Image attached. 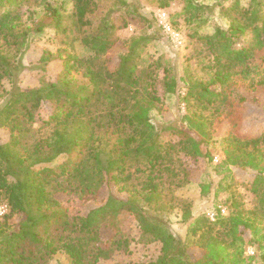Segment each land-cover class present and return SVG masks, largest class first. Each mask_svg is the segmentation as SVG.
<instances>
[{"label": "trees", "instance_id": "trees-1", "mask_svg": "<svg viewBox=\"0 0 264 264\" xmlns=\"http://www.w3.org/2000/svg\"><path fill=\"white\" fill-rule=\"evenodd\" d=\"M100 1L0 0V128L7 133L0 142V205H6L0 264H53L59 253L69 264H100L130 253L134 242L159 244L157 256L111 264L264 260V118L251 123L254 131L243 129L254 119L245 112L247 103L262 101L264 89V0H178L194 51L204 55L205 77L186 74L181 86L164 68L162 97L155 86L160 62H142L148 44L163 37L160 27L120 40L117 31L127 16L148 27L152 20L128 0H114L115 8L96 14ZM171 1L154 0L159 8ZM113 9L125 10L121 23L113 20ZM216 9L226 23L205 31ZM46 29L54 36L52 46L39 49L38 82L22 86L30 37ZM75 43L83 54L73 51ZM52 63L60 68L49 78ZM183 87L186 113L154 120L151 111L166 110L163 98L180 99ZM45 106L49 110L41 114ZM217 125L224 127L221 135ZM218 137L221 180L230 178L256 203L247 209L231 192L229 204H217L210 220L176 192L193 182L200 196L208 192L212 181L192 180L183 156L211 163L210 145ZM234 171L250 178L237 179ZM104 188L106 195L96 201ZM221 188L219 180L215 194ZM61 197L80 201L84 212L69 210ZM177 212L188 222L185 238L171 230L169 214ZM248 246L253 254L246 253Z\"/></svg>", "mask_w": 264, "mask_h": 264}, {"label": "rangeland", "instance_id": "rangeland-1", "mask_svg": "<svg viewBox=\"0 0 264 264\" xmlns=\"http://www.w3.org/2000/svg\"><path fill=\"white\" fill-rule=\"evenodd\" d=\"M130 2L138 3V10L140 13L144 14L149 20H152V27H148V23L141 22L137 17L127 16V24L123 26L121 29L117 31V36L121 39H127L131 36H138L143 33H152L154 28L158 25L154 22L153 18H155V13L158 9H164L168 14L169 21L171 22L175 32L178 34V39L174 37H169L165 34L161 29L159 32L163 33V37L161 40L152 41L148 44L142 54V62L143 64H147L156 59L160 62L158 69L155 70V86L157 90V94L162 97L163 95V69L168 68L171 69V72L176 75L179 79V83L181 86L184 85V78L186 74H190L193 77L201 78L205 77V70L202 67L201 60L204 58L203 54H196L194 51L195 39L190 37L191 28L185 24L183 17L180 12L182 9V4L178 0H173L166 8H159L154 2V0H128ZM205 2H211V0H204ZM114 0H101L99 3V7L96 10V14L105 13L107 10H112ZM66 7H70V2H66ZM115 8V7H114ZM28 10L27 7H24V10ZM218 9H216V15L209 23V25L204 29L205 31H212L213 27L216 24H224L226 23L224 18H221L218 14ZM125 10H116L113 9L111 11V16L116 23H121V20L124 16ZM153 14V16H152ZM27 16V11L25 12V17ZM156 21V20H155ZM54 36V33L51 29H46L41 34L31 35L30 37V45L26 49L22 57L23 69L20 72V79L22 86H34L38 82V77L41 72L38 68H35V61L37 55L39 53V49L41 46L50 45L49 39ZM116 45V49L121 45V41ZM35 44V45H34ZM52 46V45H50ZM73 51L78 54H83L84 51L78 45V43L74 44ZM205 60V59H204ZM60 68V65L56 63L50 64L48 70L46 72L47 77H54L55 73ZM185 88H181L180 91V99L176 95L167 96L163 98L164 105L167 107L166 110L162 112L157 109H153L151 111V117L156 121H163L171 117V113L182 115L186 113L188 110V106L182 99L184 95ZM260 99L264 101V89L260 90L258 93ZM250 96V94H248ZM251 97V96H250ZM259 103H247L245 112L248 116L254 118L253 122H246L243 129L246 132L254 131V128H251V123L255 125L258 122L262 121V117L264 118V102L262 105ZM49 110L48 106H45L41 112L44 113ZM224 127L222 125L216 126V134L221 135L223 133ZM7 139V133L3 128H0V142H4ZM214 141L210 147L212 150L213 158L211 163H207L203 159H199L194 161L190 157H184L183 160L186 166L191 170V178L194 181H212V186L208 190L205 195L200 196V188L198 187L196 182L190 183L177 190L176 194L189 199L192 202V210L197 214L207 213L210 210H214L217 204L222 203L224 205L229 204L231 192H235L239 194V199L243 203V206L247 209H251L254 207L256 200L252 193L246 191L242 186L234 184L233 181H230V178H226L221 180L223 173L219 168L218 164L220 160L223 158V154L221 152L222 145L220 144V138ZM235 177L240 180H247L250 176L241 171H234ZM220 180L221 189L215 194V190L217 188L218 182ZM230 184L231 186L225 188L226 184ZM106 195V188L100 191L99 197L96 201L100 202L102 198ZM69 207V210H76L77 208H81L84 212L86 205H82L80 201H68L67 197H61ZM6 211V205H0V215H2ZM170 225L171 230L174 234L181 238H185L188 230V222H183L181 220L180 214L170 213ZM132 234L137 237L138 236V228L133 225ZM159 251V244H142L139 242H134L131 245V252L128 254H116L113 259L109 261H103L100 264H111V263H125V262H135V261H148L157 256ZM51 263L53 264H69L67 257L63 253L56 254ZM253 264H264V260L258 258Z\"/></svg>", "mask_w": 264, "mask_h": 264}, {"label": "built area", "instance_id": "built-area-1", "mask_svg": "<svg viewBox=\"0 0 264 264\" xmlns=\"http://www.w3.org/2000/svg\"><path fill=\"white\" fill-rule=\"evenodd\" d=\"M155 20L157 25L160 27V29L167 34L169 37H174L178 39V34L175 32L171 22L169 21L168 14L164 9H158L155 13ZM220 208L221 213L225 212V208H223L221 205L218 206ZM207 215L210 220H214L215 218V211L210 210L207 212ZM247 254H253V248L251 246H248L246 248Z\"/></svg>", "mask_w": 264, "mask_h": 264}]
</instances>
